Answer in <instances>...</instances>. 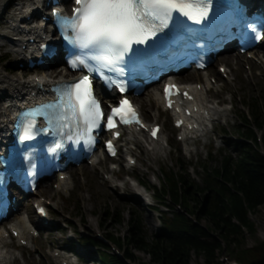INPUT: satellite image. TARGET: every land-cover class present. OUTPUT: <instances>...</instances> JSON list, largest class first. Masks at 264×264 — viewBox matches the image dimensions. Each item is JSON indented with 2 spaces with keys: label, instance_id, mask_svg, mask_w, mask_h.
<instances>
[{
  "label": "rangeland",
  "instance_id": "rangeland-1",
  "mask_svg": "<svg viewBox=\"0 0 264 264\" xmlns=\"http://www.w3.org/2000/svg\"><path fill=\"white\" fill-rule=\"evenodd\" d=\"M26 0H0L2 5L0 10V75H8L18 78L21 81L29 78L34 74L46 76L53 72H59L63 66L60 65L59 59H55L53 66L47 68H27L23 64V59L17 56L13 51V46L7 40L16 37L11 33V29L5 23L10 19V15L17 14L22 10ZM24 8V7H23ZM1 36L5 37L2 38ZM255 54L261 56L264 53L263 47H257ZM225 53L237 54L227 51ZM219 54L211 65L205 70L209 73V87L207 95L209 101L213 102L217 109L220 110L215 114L216 120L210 123L207 131L195 139H187L179 141L176 139L177 130L171 126V118L168 112H163L158 106L160 113L157 115V123L163 125V133L167 136L169 145L158 151L155 157H151L153 145L145 142V134H140L141 140L145 144L146 153L135 140L132 143L127 139L126 134L120 140L121 155L117 159H102V152L97 150L99 161L94 169L89 170V163L83 166H75L67 170L70 175L69 187L58 192L55 189L56 178L40 182L35 190L28 198H21V202L15 213L0 226L6 227L9 223L15 221L17 217L26 209L32 216L33 220H37L34 214L32 201L43 197L45 200L51 201L49 206L50 223L38 229V235L32 237V241L25 247L18 246L14 241L8 240V247L13 250L15 259L8 261L6 264H61L59 259H54V249L63 255H68L75 260L76 255L79 258L77 264H102L97 258L98 248L96 246H86L79 242L81 236H95L96 232L107 236L122 237L125 240L127 235L128 220L133 214L139 217V225L146 238H150L159 231L160 220L164 217L163 213L158 212L154 207L148 205L151 199L147 195H152L153 185L161 188V180L170 172H180L177 163L188 164L190 167L186 170V175L195 183L201 185V177L204 176L201 166L204 161L210 167L216 166L219 162V152L222 154L227 151L233 152L232 143L236 141L235 126L240 124L241 111L248 109L247 103L256 96H264V58L251 59L246 54L240 55L241 63H236L235 59L227 61L220 58ZM19 61V65H18ZM263 61V62H262ZM224 64L227 69H232V74L223 76L218 72V66ZM239 67V68H238ZM236 71H238L236 73ZM186 79H180L179 74L175 80L178 82H197L202 81L201 72ZM157 89H159V86ZM152 87V86H150ZM148 87V88H150ZM134 101L139 105L141 113L149 118V122L153 120L154 113L152 108V99L144 92L133 97ZM139 99L144 108L140 107ZM210 105H212L210 103ZM157 114V113H156ZM144 117V116H143ZM146 117H144L146 119ZM148 121V120H147ZM260 131H257L259 134ZM213 148L212 153L210 150ZM160 150V149H157ZM130 153L135 158L136 163L127 171L123 165L126 164V157ZM118 165L117 170L111 169V164ZM115 172V184L110 186L107 181L109 172ZM127 179L136 188H120L123 179ZM142 181V185L138 184L136 179ZM87 179L86 185L83 180ZM90 182V183H89ZM95 186L94 194L87 190L88 185ZM142 190V194L138 192ZM197 192V198L202 199V194ZM90 195L91 202L87 200ZM85 199V200H84ZM53 202L56 203L53 205ZM156 205H160L163 210L171 215L173 209L180 210L184 213L182 203L174 204L170 195L157 199L154 196L152 201ZM119 216V217H118ZM121 219L120 223L116 220ZM250 221L253 223L254 231L248 232L244 229L242 238L238 248H249L264 240V205L259 206L249 215ZM202 224L209 227V222L203 218ZM72 230L73 232H71ZM72 235V237H71ZM116 246L123 253H133L136 256V264H158L152 260L148 253L134 248H129L126 244ZM233 243L224 244L223 249L218 257L221 264H227L228 261L238 260L235 258V248ZM63 249L71 251L65 252ZM22 254V255H21ZM17 255V257H16ZM202 255L192 253L189 264H202ZM245 264V263H243Z\"/></svg>",
  "mask_w": 264,
  "mask_h": 264
},
{
  "label": "trees",
  "instance_id": "trees-1",
  "mask_svg": "<svg viewBox=\"0 0 264 264\" xmlns=\"http://www.w3.org/2000/svg\"><path fill=\"white\" fill-rule=\"evenodd\" d=\"M247 105L248 114L241 111L240 124L235 126L239 139L232 143L234 153L220 151L219 162L213 167L204 161L201 185L187 177L190 165L177 163L179 173L170 171L162 179L161 188L152 186L157 199L170 195L173 202L182 203L187 213L173 209L170 215L156 206L164 217L159 231L150 238L143 234L135 214L128 220L125 240L106 237L118 246L126 244L130 249L148 253L158 264H189L193 252L202 255V264H221L218 255L224 244L233 243L237 247L244 229L253 232L249 215L264 205V96H256ZM257 131H260V139ZM212 151L213 148L210 153ZM205 191L207 193L199 200L197 192ZM203 218L209 222V227L202 224ZM116 222L120 223L121 219ZM79 241L86 246H96L95 261L102 264L136 261L132 252L123 253L120 258L94 236H81ZM234 252L242 263L264 264V240L249 248L237 247Z\"/></svg>",
  "mask_w": 264,
  "mask_h": 264
},
{
  "label": "snow or ice",
  "instance_id": "snow-or-ice-1",
  "mask_svg": "<svg viewBox=\"0 0 264 264\" xmlns=\"http://www.w3.org/2000/svg\"><path fill=\"white\" fill-rule=\"evenodd\" d=\"M74 3L76 7L72 16L54 15L69 45L81 53L94 52L88 56H76L70 62L74 68L82 66L89 74L59 86L55 102L21 114L17 122L18 140L21 143L34 140L37 134L46 131L37 128L36 117L45 119L48 130L54 133L66 131L68 140L75 138L79 143L84 139L89 145L94 143L92 133L102 124L109 130L120 124L143 127L139 114L127 99H121L118 105L112 106L105 119V112L94 94L91 75H99L105 85L111 87L113 81L104 77L103 71L107 69L122 74L118 66L125 62L126 56L132 63L136 56L146 51L139 47L134 49V45H146L149 41L155 44L158 35L170 30L174 21L201 25L209 20L212 9V0H74ZM130 53L133 55L129 56ZM174 88V85L165 88L166 98L173 94L171 90ZM125 90L123 85L119 86L121 93ZM184 95L187 96V93ZM158 130H152L153 137ZM61 147L60 143H56L52 150ZM108 148L114 154L110 142Z\"/></svg>",
  "mask_w": 264,
  "mask_h": 264
},
{
  "label": "bare ground",
  "instance_id": "bare-ground-1",
  "mask_svg": "<svg viewBox=\"0 0 264 264\" xmlns=\"http://www.w3.org/2000/svg\"><path fill=\"white\" fill-rule=\"evenodd\" d=\"M40 0H36L35 3H33L32 5L26 6L23 10L19 11V13L17 14V18L15 19V23L11 25L12 30L17 31L18 33H20V29H24V26H27L29 28V30L33 31L35 29L34 25H31V21H29L26 17L28 15H30L31 17L36 16L37 13H33L31 11H33V7L37 6L39 4ZM2 5L0 4V10H1ZM18 18H20V20H18ZM17 34V33H16ZM2 38H5L3 36H1ZM13 41L12 44L15 46V48H13V51L16 52L17 56L19 57H24V59L26 60V56L23 55L25 50L21 49V43L20 44H15L14 41L17 39V37H12ZM261 47H264V43L261 45ZM253 54L257 57V58H264V53L261 54V56H257L255 54V52H253ZM29 56H32L31 53H29ZM220 58L227 60V61H232L233 59H235V62L237 63H241L240 58V54H232V53H225V54H221ZM263 62V61H262ZM19 63V61H18ZM222 66H225L224 64H221ZM207 68V67H206ZM206 68H204L203 70H205ZM239 68V67H238ZM190 73H195L197 74L199 71L196 70H191L189 71ZM202 74V87L200 89V91L196 94V98H200V96H204V92L205 90L207 91V87L209 86V73L207 71H200ZM228 74H234L232 69H228ZM238 71H236L237 73ZM179 78L181 79H186L187 78V73H182L179 74ZM74 76V73L67 71L64 67L59 71L56 72L54 75L51 74L49 75H45L42 74L41 78L45 81L48 82L52 79H59V78H71ZM176 75H173V78L175 79ZM187 82V81H186ZM184 82H180V83H186ZM195 84V82H194ZM35 85H36V81L34 79V77H32L31 79L27 78L24 81H21L18 78H14V77H10L8 75H0V132H4V129L7 128L9 121V113L11 110H16V105H22L24 103V100L27 96V94L31 93L32 91H34L35 89ZM147 96H149L152 99V108L156 111L154 113V118H153V122H157L154 121L157 118V115L160 113V111H158V103L160 101V92L157 90V86L152 85V87L144 89L143 91ZM142 92V93H143ZM113 94V92H109L106 95L107 96H111ZM28 97V96H27ZM207 97L209 98V95H207ZM138 103H140V107L144 108L141 104V100L139 99ZM210 103L212 105H210ZM198 108L201 110V113L195 112L192 116L193 118V122L198 123V127L203 126L202 128V132H206L207 128H206V122L203 123L202 118L205 115H208L209 117H214L215 114H217L218 112H220L219 109H217V107L214 105L213 102L209 101V100H205V101H200L197 103ZM160 107H161V103H160ZM162 111V109H160ZM157 113V114H156ZM143 115V114H142ZM144 117H146L145 115H143ZM146 120L149 121V118L146 117ZM163 128H165V123H163ZM199 130V129H198ZM140 133L142 134L143 132H136L131 130L130 132L127 133L126 137L127 139L132 143V139L136 141V143L146 152L149 153V151L146 149L145 150V144L143 142V140H141L140 138ZM191 134L195 133V132H190ZM145 140L147 141V138L145 137ZM168 141V140H167ZM169 144V143H168ZM164 147V144L161 145L159 144V141L153 144V150L151 152V157H155L156 153L158 151H161L162 148ZM160 149V150H157ZM130 157H132L131 155H128ZM90 160H92L93 164L91 166H89V170L94 169V167L96 166L97 162L100 160L99 159V154L97 153V151L94 152V154H92V156L89 158ZM127 171H130L131 166L130 165H124L123 166ZM110 174L108 175L109 177L107 178V181L110 183V186L112 185H117L115 184V179H114V174L115 172L111 171L109 172ZM71 178V177H70ZM70 178L65 179V180H59L58 178L56 179V183L59 184V189L57 190L58 192L63 191L65 189H67L69 187V181ZM139 182L142 183L141 180L136 179ZM84 185H86L87 183V179L83 180ZM90 183V182H89ZM120 188H127V187H131V188H136L132 183H129V181L127 179H123L121 181V184L118 185ZM87 190L90 191L91 194H94L95 192V186L92 189V185H88L86 186ZM35 190H37V187L35 188ZM142 194V190H140L138 192V194ZM87 200L89 202H91V197L90 195H88ZM85 200V199H84ZM53 204L55 205L56 203L53 202ZM11 226H15L16 228L19 229L20 233L19 236L17 238V240H19V238L22 237H29V241L33 240L31 235H28L27 230L28 229H35V228H41L44 227V224L38 219V220H33L32 216L26 211V209H24V211L17 217V219L13 222L10 223ZM56 250V249H55ZM59 256L55 257V259L59 258ZM15 259V257L13 256V250H11L8 247V239L7 238H0V264H6L8 261ZM64 260L66 261L68 264H73L74 261L69 257H62L61 261Z\"/></svg>",
  "mask_w": 264,
  "mask_h": 264
}]
</instances>
